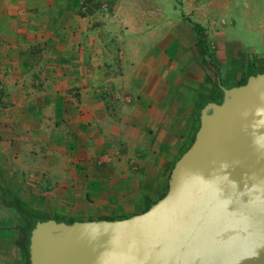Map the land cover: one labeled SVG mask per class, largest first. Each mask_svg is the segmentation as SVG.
I'll return each instance as SVG.
<instances>
[{"label":"crops","instance_id":"0c3cea01","mask_svg":"<svg viewBox=\"0 0 264 264\" xmlns=\"http://www.w3.org/2000/svg\"><path fill=\"white\" fill-rule=\"evenodd\" d=\"M29 1L0 0V20L11 22L0 26L3 38H21L26 30L32 37L34 31L44 33L41 27L34 28L36 23L25 25ZM129 3L127 8L123 7L125 4L114 6L101 27L89 26L86 16L71 15L70 10L65 11L63 18L58 17L52 37L56 52L63 55L64 65L55 68L66 71L64 78H69L68 84L80 86L87 109L104 119L103 133L118 122L109 119L120 116L121 124L129 125L127 133L132 136L131 146L138 148L136 151L140 150V143L150 142L152 146L145 149L147 144L144 149L155 159L153 164L160 170L154 174L159 179L192 143L203 105L209 100H219L222 86L238 84L250 71L264 68V0H130ZM47 5L56 8L53 0H47ZM10 44L15 46L13 42ZM119 58L123 73L108 76L105 70L116 69ZM93 70L97 71L96 76ZM14 79L7 80L6 97L14 103L10 118L14 129L6 130L19 132L23 126L18 110L39 116L28 109L30 103L37 101L24 94ZM62 86L55 85V93ZM106 102L113 103L115 110ZM36 123L34 119L33 124ZM25 150L21 142L2 141L0 170L17 166L21 154L32 160ZM131 159L135 160V156ZM11 172L12 176L2 180L19 181L13 177L14 170ZM19 179L23 180L22 176ZM8 193L14 198L18 195L15 191ZM13 203L0 199V264H27L29 218Z\"/></svg>","mask_w":264,"mask_h":264},{"label":"water","instance_id":"95a60500","mask_svg":"<svg viewBox=\"0 0 264 264\" xmlns=\"http://www.w3.org/2000/svg\"><path fill=\"white\" fill-rule=\"evenodd\" d=\"M222 89L160 198L120 218L37 220L29 264H264V71Z\"/></svg>","mask_w":264,"mask_h":264},{"label":"rangeland","instance_id":"374dc122","mask_svg":"<svg viewBox=\"0 0 264 264\" xmlns=\"http://www.w3.org/2000/svg\"><path fill=\"white\" fill-rule=\"evenodd\" d=\"M30 1L25 7V25L36 23L34 28L41 27L44 33L34 31L32 37L26 30L21 38L8 40L0 32V143L21 142L32 160L21 154L17 166L1 168L0 199L15 202L20 212L26 214L27 230L31 229L33 218H120L145 210L159 194L166 192L173 165L166 167L159 180L154 173L160 169L145 151L152 145L142 142L136 151L138 148L131 146L132 136L127 133L129 125H122L120 116L109 119L118 122L110 123L109 130L103 133L104 119L87 109L80 86L68 84L69 78H64L66 71L55 68L64 63L52 37L58 17L63 18L66 10L71 15L86 16L89 26L101 27L114 6L125 4L123 7L127 8L130 0H53L56 8L49 7L47 0H34L33 4ZM10 24L0 20V26ZM93 56L96 59V54ZM121 63L119 58L116 69L105 70L108 76L122 74ZM91 72L96 76V70ZM76 73L79 77L78 70ZM11 77H15L14 83L20 84L24 94L37 101L30 103L28 109L39 117L18 110L23 126L19 132L6 130L14 129L10 119L14 103L6 98L7 80ZM55 85H63L61 91L55 93ZM222 95L223 92L219 100ZM106 103L108 107L113 105ZM113 113L110 112L112 116ZM38 122L42 125L38 126ZM133 156L135 160L131 159ZM11 170L19 181L2 180L12 176ZM11 191L18 194L16 198L9 195Z\"/></svg>","mask_w":264,"mask_h":264},{"label":"trees","instance_id":"16d2710c","mask_svg":"<svg viewBox=\"0 0 264 264\" xmlns=\"http://www.w3.org/2000/svg\"><path fill=\"white\" fill-rule=\"evenodd\" d=\"M197 28H199V26H197ZM258 71H264V68L259 69ZM255 72H256V71H250V72L248 73V75L251 74V73H255ZM248 75L246 76V78L248 77ZM246 78H245L243 81L239 82V83L244 82V81L246 80ZM39 219H40V218H33V219H32V226H31V228L34 226V224L36 223V221L39 220ZM72 221H73V220H72ZM30 231H31V229L26 231V232H27L26 254H27V256H28L27 264L30 263V261H29V235H30Z\"/></svg>","mask_w":264,"mask_h":264},{"label":"clouds","instance_id":"9594fccd","mask_svg":"<svg viewBox=\"0 0 264 264\" xmlns=\"http://www.w3.org/2000/svg\"><path fill=\"white\" fill-rule=\"evenodd\" d=\"M257 111H260V109L258 108ZM255 146V145H254Z\"/></svg>","mask_w":264,"mask_h":264}]
</instances>
